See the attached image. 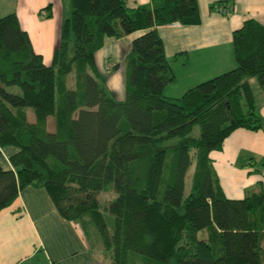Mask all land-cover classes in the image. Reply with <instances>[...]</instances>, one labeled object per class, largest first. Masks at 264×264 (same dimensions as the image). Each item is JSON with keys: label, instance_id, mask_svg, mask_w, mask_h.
<instances>
[{"label": "trees", "instance_id": "16d2710c", "mask_svg": "<svg viewBox=\"0 0 264 264\" xmlns=\"http://www.w3.org/2000/svg\"><path fill=\"white\" fill-rule=\"evenodd\" d=\"M69 4L49 65L14 13L0 17V148L15 149L11 169L0 167V211L23 188L42 187L93 254L102 245L107 264H264V183L229 199L210 158L236 129L264 130L250 86L255 78L264 92V25L250 19L232 32L233 69L171 98L163 90L174 73L158 28L199 24L197 0ZM216 5L234 9L232 0ZM134 33L118 101L95 54L105 38Z\"/></svg>", "mask_w": 264, "mask_h": 264}, {"label": "crops", "instance_id": "0c3cea01", "mask_svg": "<svg viewBox=\"0 0 264 264\" xmlns=\"http://www.w3.org/2000/svg\"><path fill=\"white\" fill-rule=\"evenodd\" d=\"M219 1L197 0V25L158 28L174 73V82L163 90L165 96L179 98L195 85L233 69L232 32L250 19L264 25V0H232L234 9L228 14L217 9ZM149 2L126 0L129 8ZM69 7V0H0V17L14 13L35 53L49 65L60 39L61 23L70 16ZM138 35L105 38L95 57L99 53L104 68L116 70L118 65L112 62L115 45L123 41L130 50ZM255 101L264 121V92H259ZM14 152V148H0L1 168L11 169L8 159ZM210 158L225 196L243 198L246 192L256 190L257 183H264V130L236 129L224 140L221 150L211 151ZM95 258L80 227L58 214L42 187L23 188L14 203L0 211V264H95Z\"/></svg>", "mask_w": 264, "mask_h": 264}, {"label": "rangeland", "instance_id": "374dc122", "mask_svg": "<svg viewBox=\"0 0 264 264\" xmlns=\"http://www.w3.org/2000/svg\"><path fill=\"white\" fill-rule=\"evenodd\" d=\"M69 12H70V9H69ZM57 46H58V44H57ZM42 49H44V48H42ZM128 52H129V49H127V47L123 41L119 42L117 45H115V51H114V56H113L114 59L112 58V62H115L114 63L115 67H117V65H118V68L116 70H113V69L108 70V69L104 68L102 63H100V61H99V55H100L99 53L97 54L98 56L95 57V66H96V69L100 75V78L105 82V84H107L109 92L116 99H124V97H125V89H126V60L125 59H126V55L128 54ZM44 54H47V53H44ZM51 61H52V59H50V61L47 63L50 64ZM74 85H75V76H74V72L72 71L67 75V77L65 79V86L67 89H74ZM250 86L254 92L255 97L258 99L259 92H261L262 90L260 89V87H258L257 81L255 78L250 79ZM12 91L17 92L18 90L16 88ZM262 93H263V91H262ZM193 134L194 135L198 134V127H195ZM189 184H190L189 177L186 176V178H185V190L186 191L189 189ZM108 199H109V194H104L103 196H101L100 200H102V202H107ZM105 217H107L109 228H111V224H112L111 218L107 214L105 215ZM93 240H94V238H92V235H91L90 236V242L92 243ZM92 244H96V243H92ZM94 247H95L94 254L96 255L95 264H103L106 261L104 260L103 256L101 255V252L99 250L102 247V245L98 244V246H94ZM103 253H104V256H106V251H104ZM142 259L143 258H138V257L131 258L129 262L132 264H146V262Z\"/></svg>", "mask_w": 264, "mask_h": 264}]
</instances>
